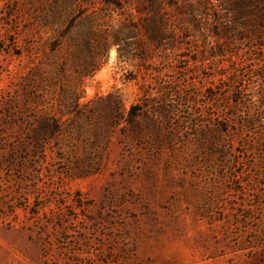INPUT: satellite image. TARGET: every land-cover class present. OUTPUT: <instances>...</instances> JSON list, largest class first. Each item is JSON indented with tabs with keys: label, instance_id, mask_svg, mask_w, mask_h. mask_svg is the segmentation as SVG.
Wrapping results in <instances>:
<instances>
[{
	"label": "rangeland",
	"instance_id": "rangeland-1",
	"mask_svg": "<svg viewBox=\"0 0 264 264\" xmlns=\"http://www.w3.org/2000/svg\"><path fill=\"white\" fill-rule=\"evenodd\" d=\"M0 264H264V0H0Z\"/></svg>",
	"mask_w": 264,
	"mask_h": 264
},
{
	"label": "trees",
	"instance_id": "trees-1",
	"mask_svg": "<svg viewBox=\"0 0 264 264\" xmlns=\"http://www.w3.org/2000/svg\"><path fill=\"white\" fill-rule=\"evenodd\" d=\"M134 107H135V106H131V108H130V109H131V111H133Z\"/></svg>",
	"mask_w": 264,
	"mask_h": 264
}]
</instances>
